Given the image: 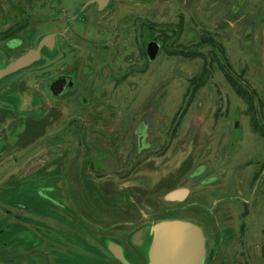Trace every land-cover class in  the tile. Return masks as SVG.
<instances>
[{"label":"rangeland","instance_id":"obj_1","mask_svg":"<svg viewBox=\"0 0 264 264\" xmlns=\"http://www.w3.org/2000/svg\"><path fill=\"white\" fill-rule=\"evenodd\" d=\"M109 9L102 26L91 25L102 31L103 42L119 44H57L55 52L40 55L39 81L18 78L2 85L16 93L22 113H2L0 102V260L52 262L46 242L50 209L36 210L39 226L23 223L20 219L31 218L33 211L23 212L15 202L41 199L33 189L19 193L17 188L51 185L67 171L89 222L87 264L96 263L97 217L104 218L102 225L110 224L107 208L103 216L97 213L96 185L103 200L118 202L119 210L126 212V202H136L128 206L129 213L144 222L165 213L153 226L180 220L200 227L206 256L207 237L214 252L210 264H264V137L218 65L208 85L191 99L189 80L202 62L171 55L217 54L244 88L257 93L255 109L264 118V0H112ZM206 32L220 46L201 43ZM149 42L161 46L155 60L146 53ZM65 74L73 76L76 87L58 98L49 84ZM38 90L36 107L32 95ZM187 99L191 103L183 114ZM35 110L37 118L28 114ZM130 186L136 187L134 196ZM179 190L187 192L185 200L167 198ZM173 209L178 218L169 219ZM31 232L46 238L42 248H31ZM21 242L28 249L19 253ZM108 242L102 240L106 249L114 245L123 253L121 245ZM76 257L68 263L79 264ZM101 261L123 264L113 257Z\"/></svg>","mask_w":264,"mask_h":264},{"label":"flooded vegetation","instance_id":"obj_2","mask_svg":"<svg viewBox=\"0 0 264 264\" xmlns=\"http://www.w3.org/2000/svg\"><path fill=\"white\" fill-rule=\"evenodd\" d=\"M79 3H81L79 0H0V72L32 50L38 49L39 44H45L41 50V56L45 50L49 52L52 50L51 52H55L54 50L57 44H81L82 42L84 44H119V41L103 42L102 31L97 30V27L91 25L97 24V26H102L104 18L110 17L109 13H104L110 10L109 6L112 0H85L84 3H82L83 5ZM84 23H86L87 26H81V24ZM91 31H94V34H96L95 37H93L94 34H89ZM88 36H92L91 39L95 40L87 39ZM150 43L151 42L146 46L148 57ZM123 44H130V41H124ZM158 45L159 49L156 58L161 51V46L160 44ZM55 58L56 57L53 59ZM40 59L41 57L32 62L29 66L0 78V92L2 91L0 93V102L2 101L4 105V108L1 107L3 108V110H1L2 113H22L15 104V102L19 103L16 93L13 91L11 92V88H2V85L7 80L17 81L18 78L21 81H39L40 75L36 66ZM58 80H65L66 84L64 91L57 96L53 93L52 86ZM35 85L38 86V84ZM49 87L54 96L61 98L69 94L76 85L73 76L71 74H65L52 78ZM7 93H9V95H7ZM32 93H34V90H32ZM35 93L34 96L32 95V97H34L32 103L34 104L36 101L35 106L38 107L39 105L37 103L40 100L39 90ZM37 112L39 114L38 110H35L34 113L28 112V114L37 118ZM95 167L98 169V163L91 164L93 170H95ZM68 171L70 172V170ZM54 172L55 171H53V173ZM66 173L68 172L66 171L63 175H60V177L56 176L57 178L53 179L51 185L38 187L33 185H22L17 188L18 191H16L19 193L20 191L33 189L37 192L36 196L40 198L41 201L36 200L29 203L16 201L15 207L21 209L23 212L33 211V216H31V218L23 217L20 219L23 223L26 222L29 224V222H31V225L34 223L37 224L35 212L39 211L36 210H38V208L47 209V207H49V218L53 221L50 227L51 232H49L46 241L49 243V252L52 254V262L50 264H69L72 263L71 259L74 256H77L76 258L79 264H87L85 257L88 255V243L87 240H85V235L89 222L83 218L82 204L78 201L77 196L73 192L71 176L66 175ZM55 180H59L60 184L56 183ZM135 188L136 187L133 186L129 191L131 194L130 196L135 195ZM95 189L98 195L97 209L99 210L97 213L103 216L105 211L103 208H107L105 211L108 216L106 221L110 222L108 226L99 223L100 220H104L102 216V218L97 217L98 220L95 222V229L97 231L95 234L96 239L93 240L95 245V251L93 252L96 255L95 264H107L101 261L102 258L104 259V256L106 259L113 257V259L120 262V260L115 257V253L109 248V245L107 249L102 245L103 239H107L109 241L108 243L121 245L125 258L131 264H148L149 249L153 241L152 227L153 224L156 223L155 220L158 219L156 217H158V215H164L165 213L162 214L158 212L155 215H149L151 220L148 218V220L144 222V219L141 220V218H137L135 215L131 216L129 213L131 207L137 206L136 202H126L127 210L124 212L125 207L119 210L118 202H105L103 200L101 187L96 185ZM140 189L143 188L140 187ZM143 191L147 190L144 188ZM186 197L187 196L171 201L182 202ZM151 204L154 205L155 202L151 201ZM128 206H130V208ZM174 210L176 209L171 210V212L169 211V214H167V216H170L169 219L178 218ZM120 212H124V215L121 216ZM40 220L44 222V220ZM23 223H21V225ZM37 225L39 226V224ZM21 234H23V232ZM29 235L34 241L31 248L35 246L42 248L46 238L41 239L39 234L35 236L32 232ZM206 242L208 254L203 264H207L208 256L212 252L208 237L206 238ZM23 248L26 249L27 245L21 242L17 248L18 251L20 250L19 253H21V249ZM0 261V264H6L5 260ZM114 263L115 262L112 264Z\"/></svg>","mask_w":264,"mask_h":264},{"label":"water","instance_id":"obj_3","mask_svg":"<svg viewBox=\"0 0 264 264\" xmlns=\"http://www.w3.org/2000/svg\"><path fill=\"white\" fill-rule=\"evenodd\" d=\"M45 44L10 64L0 72V78L29 66L41 55ZM158 43H150L148 54L151 60L157 56ZM65 80H58L52 86L55 95H60L65 89ZM186 191H174L168 195L169 200L185 197ZM154 241L150 252V264H202L206 257L205 235L200 227L180 220H167L158 223L153 228ZM116 257L124 264H130L123 253L113 248Z\"/></svg>","mask_w":264,"mask_h":264},{"label":"trees","instance_id":"obj_4","mask_svg":"<svg viewBox=\"0 0 264 264\" xmlns=\"http://www.w3.org/2000/svg\"><path fill=\"white\" fill-rule=\"evenodd\" d=\"M200 41L203 44H208L209 42H211L213 44V46H220L221 42L214 36V34L206 32L205 34L201 35L200 37ZM172 56H184V58L189 59V60H199L202 62V68L201 71L196 74L193 78H191L189 80L190 82V88H189V92H188V98H193L195 97L198 92L203 89L205 86L208 85V83L210 82V80L212 79V68L215 65H218L220 67V69L225 73L227 81L234 87V89L237 91V93L239 94L240 97H242V99H244V101L248 104L249 107V112L252 115L253 118V125H254V129L256 131H258L263 137H264V118H259V114L256 112L255 109V97L257 96L256 92H251L249 88H244L242 86V84L236 79V77H234V71L233 69L228 70L224 64L222 63V61L220 60V58L217 56V54L212 53V56H209L207 52H171ZM191 99H187L186 101V107L183 108V110L181 112H183V114L186 112L188 106L190 105V100ZM180 117H182V113L179 114ZM213 253L211 252L209 254V262L208 264H210V261L213 258ZM263 258H264V245H263Z\"/></svg>","mask_w":264,"mask_h":264},{"label":"crops","instance_id":"obj_5","mask_svg":"<svg viewBox=\"0 0 264 264\" xmlns=\"http://www.w3.org/2000/svg\"><path fill=\"white\" fill-rule=\"evenodd\" d=\"M153 228H154V226L152 227V232H153ZM153 241H154V232H153ZM153 241H152V244H153ZM152 244H151V246H150V249H149V264H150V252H151V247H152ZM113 248H115L116 249V246H112ZM113 248H112V251L114 252V250H113ZM115 253V252H114ZM124 255V254H123ZM115 257H116V255H115ZM125 257V256H124ZM117 258V257H116ZM206 258V257H205ZM118 259V258H117ZM126 259V258H125ZM127 260V259H126ZM128 261V260H127ZM204 261H205V259H204ZM204 261H203V263H204ZM121 262V261H120ZM129 262V261H128ZM123 263V262H122ZM130 263V262H129ZM202 263V264H203ZM124 264V263H123ZM131 264V263H130Z\"/></svg>","mask_w":264,"mask_h":264}]
</instances>
